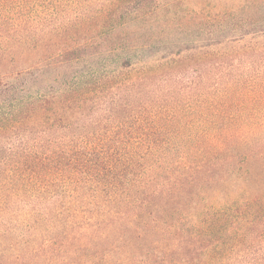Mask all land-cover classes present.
Instances as JSON below:
<instances>
[{
    "label": "trees",
    "instance_id": "trees-1",
    "mask_svg": "<svg viewBox=\"0 0 264 264\" xmlns=\"http://www.w3.org/2000/svg\"><path fill=\"white\" fill-rule=\"evenodd\" d=\"M261 14L0 0V264H264Z\"/></svg>",
    "mask_w": 264,
    "mask_h": 264
},
{
    "label": "rangeland",
    "instance_id": "rangeland-1",
    "mask_svg": "<svg viewBox=\"0 0 264 264\" xmlns=\"http://www.w3.org/2000/svg\"><path fill=\"white\" fill-rule=\"evenodd\" d=\"M184 7V6H183ZM245 15V14H244ZM256 21H258L259 22V24H261V22L262 21H264V14H261V15H259V16H257V17H253ZM257 27V29H260V26H256ZM192 32H193V27H191V29H188V31L182 36V37H180V39H182V40H191L193 37H195V34L193 35L192 34ZM175 36V35H174ZM176 37V36H175ZM205 37V36H204ZM177 38V37H176ZM254 167V169H255V166H253Z\"/></svg>",
    "mask_w": 264,
    "mask_h": 264
}]
</instances>
